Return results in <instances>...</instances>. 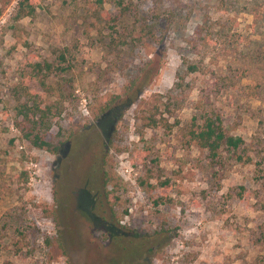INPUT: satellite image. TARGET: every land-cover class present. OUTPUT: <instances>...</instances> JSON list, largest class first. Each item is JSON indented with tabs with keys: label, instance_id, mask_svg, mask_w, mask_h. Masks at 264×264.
Segmentation results:
<instances>
[{
	"label": "rangeland",
	"instance_id": "1",
	"mask_svg": "<svg viewBox=\"0 0 264 264\" xmlns=\"http://www.w3.org/2000/svg\"><path fill=\"white\" fill-rule=\"evenodd\" d=\"M19 1L0 0V264H264V0ZM27 99L61 107L59 153L24 138ZM210 111L244 140L218 163L188 136ZM86 185L125 235L83 217Z\"/></svg>",
	"mask_w": 264,
	"mask_h": 264
},
{
	"label": "trees",
	"instance_id": "2",
	"mask_svg": "<svg viewBox=\"0 0 264 264\" xmlns=\"http://www.w3.org/2000/svg\"><path fill=\"white\" fill-rule=\"evenodd\" d=\"M115 8L119 13H125V11L128 10V6L123 4V0H117L115 2ZM34 10L35 6L31 0H21L18 2L17 14L19 16L30 15ZM115 33H117V31L113 29L111 34ZM118 43H126V39L123 38L121 40L117 36L111 35L109 38V46H117ZM67 52V48L57 51L58 62L56 65L49 61L35 62L33 63V68H36L39 72H50L56 69L60 71L64 70L65 68L61 64L66 60ZM18 102L19 103L16 107V110L19 116H21V120L16 121V124L20 128L24 138L34 146L46 148L48 151L55 154L59 153L61 149L60 145L55 143L53 140L48 139L47 136L52 125L55 123L56 118L61 114V107L57 106L55 103L43 104L41 101H37L35 99H27L25 101L19 100ZM113 102L114 99L107 101L103 106L99 107L97 116L105 112L113 104ZM195 119L196 118L193 119L192 127H190L188 130L189 140L197 147L206 150L207 158L210 160V162H220L223 151H235L242 144H244L242 137L230 135L225 131L222 119L216 111L204 113L200 117V122H197ZM147 125L152 127L158 126V121L155 119L154 114L149 115ZM113 178L114 177H112L108 171H105L103 175L104 186L109 180ZM115 183H117V181ZM156 187L159 189L168 188L169 184L167 180L164 179L159 181ZM89 193L86 194L88 195L86 208L80 210V213L83 215V217L88 219L93 225L100 226L104 230L105 234L111 239L114 238L117 240V238L125 235L126 233L124 230L118 227L117 223L112 220V218L107 219L106 217H103L102 214L98 213L100 206H103L101 202H99L98 210L96 209L97 206L95 200L97 195L100 197V199L102 197H106L109 200L110 197L108 196V193L106 191H97L98 194L92 193L91 191ZM155 202L157 201H154V203ZM110 210L111 211L108 212L107 209L102 207V212H108V216L112 217L114 211L112 208Z\"/></svg>",
	"mask_w": 264,
	"mask_h": 264
},
{
	"label": "flooded vegetation",
	"instance_id": "3",
	"mask_svg": "<svg viewBox=\"0 0 264 264\" xmlns=\"http://www.w3.org/2000/svg\"><path fill=\"white\" fill-rule=\"evenodd\" d=\"M80 188H81V190H80V196H81V198H84L85 201H86V203H87L88 195H86V194H88L90 191L88 192L87 185L84 186V187H80Z\"/></svg>",
	"mask_w": 264,
	"mask_h": 264
},
{
	"label": "built area",
	"instance_id": "4",
	"mask_svg": "<svg viewBox=\"0 0 264 264\" xmlns=\"http://www.w3.org/2000/svg\"><path fill=\"white\" fill-rule=\"evenodd\" d=\"M84 109L86 110V107L84 106Z\"/></svg>",
	"mask_w": 264,
	"mask_h": 264
}]
</instances>
